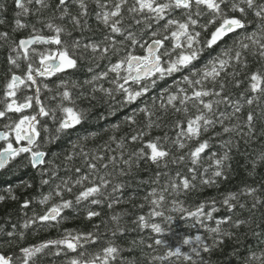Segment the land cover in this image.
Here are the masks:
<instances>
[{
    "label": "snow or ice",
    "instance_id": "6c2138e0",
    "mask_svg": "<svg viewBox=\"0 0 264 264\" xmlns=\"http://www.w3.org/2000/svg\"><path fill=\"white\" fill-rule=\"evenodd\" d=\"M13 3L15 11L12 33L27 29L29 34L15 39L9 32L0 31V47L8 48V78L4 99L0 101L3 104L0 120L8 122L3 124L4 131H0V141L4 142L0 145V170L11 164H15L16 171L28 167L40 168L41 185H49L53 176L57 175L59 165H55V158L59 154H52L53 160H49L45 146L88 119V110L76 107L73 90L82 86L78 81L61 80L54 90L48 82L38 80L37 77H53L75 71L82 60L96 63L115 57V62H110L104 71L97 72L89 65L87 70L92 75L83 81L84 85L92 86L93 94L102 92L115 102L110 108V113L115 115V104L123 106L136 103L155 88L158 81L177 73L182 76L175 81L173 88L163 90L158 97L159 106L156 105L157 98H152L150 106L145 105L124 118L121 123L137 125L130 137H109L117 144L120 161L125 168H121L114 176L117 157L113 155L107 157L108 163L101 164L104 169L101 174L97 163L93 161H103L105 157L85 152L81 147L78 155L84 157L87 172L81 167H75L77 176L74 179H60L46 195L42 194L40 205H48L54 197L59 198V202L47 207L43 214L33 212L28 217L26 210L34 198L24 199L20 207L25 210L26 218L19 230L16 226L8 231L0 228V248L12 247L16 241H23L26 231L37 223L41 227L58 226L66 219L63 216L65 210L77 212L84 205L86 219L92 220L99 217L101 212L88 205L99 206L107 201V207L112 209L121 202H131L134 196L121 200L123 191L131 186L130 183H113V180L116 176H133L134 169H139L142 163L154 165L158 169L155 178L151 180L152 184L159 185L161 177L166 180L159 188L152 187L146 195L140 197L144 203L139 207L143 208L147 204L150 211L147 216L139 215L133 223L140 229H150L153 233L161 234L164 229L159 223L153 222L152 218L161 217L166 222L172 221V215H165L169 195L178 197L191 191L219 187L220 178H227L226 168L230 169L231 165L226 162L230 160L233 141L231 138L220 140L223 151L218 153L211 150L213 140L222 135L235 134L246 137L245 143H248L256 133L253 105L261 107L259 115L264 120V0H91L96 9L94 13L90 12L89 0H13ZM6 11L7 5L0 3V25L6 23L3 18ZM45 12L49 14L44 16ZM90 15H94L107 31L99 40L74 37L73 30L81 34L90 30ZM29 16H36L35 23L27 22ZM129 20L131 23L127 22ZM69 24L71 29L67 26ZM250 24L254 30L249 31ZM37 25L42 27L38 28ZM45 30L51 34L44 35ZM65 36L69 39L65 40ZM37 46L48 47L41 50ZM136 49L140 50L139 54ZM247 53L258 56L261 62V66L251 72L247 71ZM21 61L26 66L22 73L19 72ZM96 67H99L98 63ZM110 74L112 79L109 83L112 87L105 88L103 84L96 86L98 82L107 80ZM241 75L247 80L248 88L233 100L230 93H225L229 82L234 87L241 86L243 81L238 79ZM33 86H36L33 94L25 95L21 101L19 93ZM42 88L53 93L49 99L56 101L54 107L48 106L41 99ZM117 96L121 97L119 101L116 100ZM92 98L95 99V96ZM221 106H224V110H221ZM245 106L249 111L241 123ZM26 109L33 111L25 112ZM138 113L145 116L142 124L137 120ZM169 113L175 119L171 124H166L164 121ZM11 114H17L18 118L12 120ZM49 120L51 126L47 123ZM120 126V123L113 124L112 132H118ZM217 126L221 131H215ZM165 127L174 130V138L167 132L162 137L151 136L154 129ZM91 135L96 136L98 133ZM260 135L264 136V128L260 129ZM145 137L150 138L145 142ZM83 139L87 140L88 137ZM138 142L142 146L132 149L131 145ZM166 143H170L172 148L182 154H174L172 148L165 147ZM77 147L80 146L74 143L73 154L65 155V162L74 160ZM184 149L188 150L184 152ZM205 159L211 161L206 167L202 165ZM259 160L264 162V151L260 153ZM109 164L113 165V171L107 170ZM170 164L177 166L174 174ZM50 165L53 167L47 171ZM180 165H184L187 174L180 170ZM161 168L167 171H160ZM255 168L254 162L253 170ZM68 170L72 171L70 168ZM45 174H48V179H44ZM22 186L31 188L32 184L22 181ZM74 187L80 189L74 199H65L64 194H72ZM109 188L111 191H108ZM6 191L9 195H0V202L6 199L17 200L11 188ZM256 192L254 187H246L240 193L229 192L220 201L211 198L200 202L194 211L185 208L183 201L172 199L168 211L194 218L197 224L206 229L207 239L211 243H207L201 235L185 237L182 244L190 246V251L169 247L165 255L151 259L168 260L169 264H173L171 258L174 257L181 264H211L204 254L210 255L219 248L224 243L223 238H233L235 233L230 229H240L250 224L249 220L240 217L233 219L232 215L216 219L214 213L221 210L217 203L228 213H235L237 208L243 210L247 207L239 199L240 195H244L253 198L251 209H255L257 204L264 206V201L255 195ZM206 207L211 210L207 211ZM110 219L116 225L111 230L112 236L125 231L120 226V214H114ZM204 221H213L215 226H208ZM99 227L98 224L93 225L97 231L86 233L65 230L59 239L19 247L18 254L0 250V264H35L38 255L50 247L56 249L54 256L63 254L66 257L65 264H117V261L119 264H136L134 259H122L123 249L111 241L99 252L89 253L87 246L100 239ZM153 243L167 247L163 239H154ZM153 243L147 247L151 249ZM245 264H264V252L260 256L253 252Z\"/></svg>",
    "mask_w": 264,
    "mask_h": 264
},
{
    "label": "trees",
    "instance_id": "16d2710c",
    "mask_svg": "<svg viewBox=\"0 0 264 264\" xmlns=\"http://www.w3.org/2000/svg\"><path fill=\"white\" fill-rule=\"evenodd\" d=\"M0 3L7 5V11L3 13V18L6 20L4 25H0V31L9 32L10 36H13L15 39L25 37L29 34V30H22L16 33H12L13 19H14V3L13 0H0ZM90 3V12H95V5ZM34 7V6H33ZM75 12V8H73ZM49 13L45 12L43 15L47 16ZM127 15V14H126ZM251 18V17H250ZM24 18H22L23 20ZM36 16H29L27 18L28 23H35ZM59 22V21H58ZM131 23V21H127ZM67 23V22H65ZM90 30L84 31L82 34L79 31L73 30V36L76 38H92L99 40L103 33L107 31L101 24H99L94 15L89 17ZM69 29L72 26L67 25ZM38 28L42 25H37ZM254 30L252 25H249V31ZM44 35H50L47 30L44 31ZM65 40L69 38L64 37ZM41 50L48 46H37ZM137 53H140L139 49H136ZM8 55L7 46L0 47V101L4 99V88L5 82L8 78L7 70L8 65L6 61V56ZM115 57H109L103 61H97L92 63V61H81L80 67L75 71H70L67 74L56 75L53 77H37L38 80L48 82L50 87L55 90V86L59 84L61 80L65 81H78L82 86L78 89L73 90V95L76 98V107L79 109L88 110L87 115L88 119L85 122H82L81 125L76 126V128L67 131L66 133L61 134L60 139L55 142L46 145V150L49 152V160H53L52 154H59L55 158V165H59L57 168V175L53 176L49 185H41L40 183V168L32 169L30 167L24 168L20 171L15 170V164L9 165L6 169L0 170V195L8 196L6 189L11 188L13 190L12 194L17 196V200L13 201L11 199H6L3 202H0V228H3L5 231L13 230V226H16V229L19 230L20 226L23 223L25 217V210H22L20 205L26 198H34L32 205L27 209V216L31 217L33 212L38 214H43L47 207H50L52 204L58 203L59 198L54 197L49 201L48 205H40L39 200L42 194L46 195L56 183L60 182V179H68L69 177L75 178L77 174L74 172L75 167H81L83 171L87 172V167L83 163L84 157L78 155L80 148L82 147L85 152L90 154H99L105 157L103 161H93L97 163L98 168L103 174L104 169L101 168L102 163H108L107 157L115 155L117 157V164L115 166V172H119L121 168L125 166L120 161L119 149L117 144L109 139L110 136L116 135L119 137H130L137 129V125H129L126 123H121L124 118L128 115H131L134 111L138 110L145 105H151L152 98L156 99V105L159 106L160 99L158 98L165 88H173L175 81L180 80L182 74L177 73L173 77H168L163 81H158L157 86L153 88L148 94L142 97L136 103L130 105H119L115 104L117 110L116 114L112 115L110 113V108L114 105V101L111 100L102 92L92 93V86L84 85L83 81L90 79L92 73L88 72V66L91 65L95 71H104L107 69L110 62H115ZM246 59L249 62L248 72L256 70L261 66V62L258 56H252L251 53L246 54ZM99 64V67H96V64ZM203 63V62H201ZM199 66V65H198ZM25 64L21 61V68L19 70L22 73L25 70ZM187 74V73H183ZM112 79V75L108 77L107 80L100 81L97 83V87L100 84H103L105 88H110L112 85L109 83V80ZM242 80L243 83L239 88L234 87L231 82L228 84L227 92L225 94H231L232 99L236 100L239 98L241 92H245L248 88V82L243 75L238 77ZM71 87V85H69ZM128 86V85H126ZM183 86V85H181ZM27 89L19 93V98L22 101L25 95H32L34 88ZM80 93L84 95L81 96ZM53 93L48 92L42 88L41 99L50 107H54L56 101H52L49 98ZM93 95L95 99H93ZM121 97L117 96L116 100L119 101ZM264 106V105H262ZM3 107V104L0 103V108ZM221 110H224V106H221ZM231 111V108L228 109ZM252 110L256 113L255 128L256 133L252 136L248 143H245L246 137H241L235 134L222 135L220 138L213 140L212 151L222 153L223 149L220 148L219 141L232 139L233 144L231 151L229 153L230 160L226 164H230V169L226 168V176L220 178L219 187H208L203 191H191L187 195H180L178 197L168 196V203L165 205V215H172L173 219L171 222H166L161 217H153L152 221L159 223L164 229V232L161 234H156L151 232L150 229H140L136 224L133 223L134 220L139 215L147 216L150 211V206L145 204L143 208H140L139 205L143 204L144 201L140 199L151 190L152 187L159 188L164 184L166 178L161 177L160 184H152L151 180L155 178V174L158 171L156 166L142 163L139 169H134L133 176H125L116 178L113 180V183L124 181L130 183V187L126 188L123 191V196L121 200H126L129 196H134L135 199H132L129 203L121 202L120 204L114 205L112 209L107 207V201L99 206L88 205V207L101 212L99 217H94L92 220L86 219L87 212L85 206L81 205L77 212L72 210H65L63 216L66 219H63L58 226L52 227H41L39 223L33 225L31 229L26 231L25 239L23 241H16L12 247L0 248V250L5 251L8 254L19 252V247L29 246L33 244H39L41 242L47 241L49 239H59L65 233V230L71 231L73 233L80 232L86 233L89 231H97L93 228V225H100L98 233L100 239L97 243L87 246V251L89 253L99 252L103 247L107 246L108 242H114L118 245L122 252V259H127L128 261L135 260L136 264H169L168 260H152L154 256H163L168 251L169 247H181L182 251H190V246L183 245L182 240L185 237H195L196 235H201L206 238L207 243H211L210 239H207L206 229L201 227L196 223L194 218L187 217L186 214L173 213L168 211L171 208V200L177 199L183 201L184 207L190 210H195V206L200 202L209 201L211 198H215L217 201L222 199L224 194L229 192L240 193L246 187H254L257 189L255 195L264 201V162L259 160V155L264 151V136L260 135V129L264 128V120L260 118L261 107L257 105L252 106ZM32 109H26L25 112H32ZM249 108L245 106L244 113L242 114L241 123L243 122V117L246 116ZM18 118L17 114H11V119L15 120ZM43 120V118H41ZM175 119V116L171 113L165 118L164 123L171 124ZM137 120L141 124L145 120L143 114H137ZM8 121L0 120V130L4 131L3 124ZM51 126V121L47 122ZM120 123V130L113 133L111 126L113 124ZM228 123V122H226ZM107 129V131H105ZM215 131H221L220 127L217 126ZM246 131V129H245ZM167 132L170 137L174 138V130L170 127H165L159 130H153L151 133L152 137L163 136ZM92 133H98L96 136H92ZM212 133H209L211 135ZM87 136L88 139L84 140L83 137ZM150 137H145V142ZM206 137H202L204 139ZM238 142V147H237ZM78 144L80 147L75 149V158L71 162H65L64 157L67 154H73L72 146L73 144ZM2 142L0 145H3ZM141 143L132 144L131 148L136 149L141 147ZM194 146V145H190ZM166 148H172L170 143L165 144ZM188 149H184L186 152ZM172 151L176 155L182 153L177 152L175 148H172ZM127 158V156H125ZM256 163V168L253 170V163ZM211 161L207 159L202 161L203 166H207ZM67 164V167H66ZM52 165L47 166V171H51ZM172 173L174 174L177 170L176 165H169ZM180 170L187 174V170L184 165H180ZM72 169L69 171L68 169ZM108 171H113V165L109 164L107 169ZM160 171H167V169L161 168ZM250 173H253L250 175ZM48 174H45L44 179H48ZM22 181H28L32 184L31 188H25L22 186ZM140 181H149V183H140ZM198 183V182H197ZM79 187H74L73 193L64 194L65 199H74V195L79 192ZM111 191V188L108 189ZM241 203H245L247 207L243 210L237 208L235 213H228L219 203L217 207L221 210L217 213H214L216 219L225 218L228 215H232L233 219L240 217L242 219H247L250 221V224L247 226H242L240 229H230L235 233L233 238H223L224 243L214 250L210 255L204 254L205 259H209L211 264H245V261L251 257L254 252L257 256H260L264 252V243H261L264 240V206L257 204L255 209H251L253 198L250 196L240 195L239 197ZM251 209V211H249ZM207 211H210V207H206ZM114 214H120V226L125 229L123 233H117L116 236H112L111 230L116 227V225L111 221L110 217ZM106 222V223H105ZM55 224V222H52ZM208 226L214 227L215 224L213 221H204ZM227 227V226H225ZM259 234V235H257ZM154 239H163L166 241V246H157L153 243ZM132 241H136L135 244ZM143 241V243H141ZM153 243V247L149 249L147 245ZM55 247H50L46 249L44 253L39 254L35 260V264H65L66 257L61 254L60 256H54ZM236 254H233V253ZM69 255H74L69 253ZM173 264H181L180 261H176L175 258H171ZM119 264V261H117Z\"/></svg>",
    "mask_w": 264,
    "mask_h": 264
},
{
    "label": "water",
    "instance_id": "95a60500",
    "mask_svg": "<svg viewBox=\"0 0 264 264\" xmlns=\"http://www.w3.org/2000/svg\"><path fill=\"white\" fill-rule=\"evenodd\" d=\"M0 131H3V130H0ZM3 141H0V144L2 143Z\"/></svg>",
    "mask_w": 264,
    "mask_h": 264
}]
</instances>
